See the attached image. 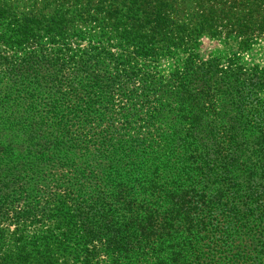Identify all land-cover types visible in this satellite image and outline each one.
I'll return each instance as SVG.
<instances>
[{"label":"trees","instance_id":"trees-1","mask_svg":"<svg viewBox=\"0 0 264 264\" xmlns=\"http://www.w3.org/2000/svg\"><path fill=\"white\" fill-rule=\"evenodd\" d=\"M164 8L130 18L133 27L179 41L216 27L208 10L174 25ZM58 13L0 9V224L46 217L38 206L54 188L70 205L82 264H264V107L254 97L264 84L192 56L139 87L79 33L76 50L63 43L70 20ZM255 27L264 34V18Z\"/></svg>","mask_w":264,"mask_h":264},{"label":"rangeland","instance_id":"rangeland-1","mask_svg":"<svg viewBox=\"0 0 264 264\" xmlns=\"http://www.w3.org/2000/svg\"><path fill=\"white\" fill-rule=\"evenodd\" d=\"M160 4L171 7L164 8L162 12L165 20L173 21L174 25L208 10L217 20L216 27L212 33H200L191 28L182 41L170 29L156 32L146 39L148 31L133 27L130 18L141 22L146 15L153 16ZM178 4L181 7L177 13ZM196 4L201 8H197ZM97 6H102L103 11L94 13ZM6 8L14 16L30 10L46 17L59 12L67 21L70 20L71 29L65 30L63 43L70 44L76 50L74 36L79 33L81 47L96 45L117 58L119 73L122 76L136 75L134 85L139 87L149 86L151 89L155 83L158 86L157 83L192 56L199 60L217 58L222 60L221 63L228 64L230 70L238 71L240 81L251 78L264 84V34L258 37L255 27L264 18V0H0V9ZM112 9L117 12L115 19L106 15ZM88 13H94L96 21L81 25L80 18H86ZM241 26L247 30L241 31ZM124 32L128 36L124 37ZM104 65L106 69H111L107 61H104ZM253 68L257 72L253 73ZM143 94H146V90L141 91ZM254 97L264 107V87L259 88ZM134 103L139 104V101ZM218 103H226L230 107L228 100L221 99ZM219 111L218 107L215 112ZM139 115L143 117L144 111ZM169 118V114H163L166 123ZM120 133L122 135H115L112 141H106L107 145L100 150L106 149L117 139H124L125 133ZM95 139L98 138L90 134L88 140ZM120 168L128 170L126 164ZM116 180L124 181V178ZM42 198L46 199L47 204L41 200L38 210L46 208V217L33 223L0 224V264H82L84 245L69 218L70 205L66 198L59 196L54 188L50 189L46 198ZM99 260H106V256L101 255Z\"/></svg>","mask_w":264,"mask_h":264}]
</instances>
